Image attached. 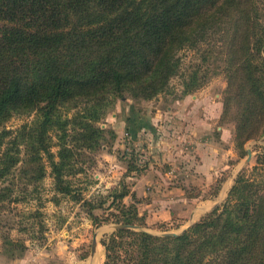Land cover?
Here are the masks:
<instances>
[{
    "label": "trees",
    "instance_id": "obj_1",
    "mask_svg": "<svg viewBox=\"0 0 264 264\" xmlns=\"http://www.w3.org/2000/svg\"><path fill=\"white\" fill-rule=\"evenodd\" d=\"M263 16L264 0H0V203L11 198L15 178L31 185L46 177L43 159L55 192L80 201L65 179L79 172L67 145L68 126L77 124L72 131L81 130L75 132L78 141L93 148L99 131L93 123L102 114L90 108L101 107L109 96L153 99L178 76V54L211 33L221 32L226 47L222 118L232 116L241 149L262 137ZM184 88L182 94L189 95L196 87L184 81ZM80 104L87 108L65 116ZM135 112L129 105L124 118L132 139H137ZM30 114V123L6 128L13 116ZM22 154L32 166L24 172L18 170ZM127 171L140 172L131 163ZM128 193L122 187L117 198ZM117 208L115 223L136 226V205L120 202ZM93 221L99 224L96 216ZM3 244L22 247L8 235ZM101 245L103 264H264V153L237 174L220 206L181 234L118 229Z\"/></svg>",
    "mask_w": 264,
    "mask_h": 264
},
{
    "label": "rangeland",
    "instance_id": "obj_2",
    "mask_svg": "<svg viewBox=\"0 0 264 264\" xmlns=\"http://www.w3.org/2000/svg\"><path fill=\"white\" fill-rule=\"evenodd\" d=\"M222 35L211 33L196 48L182 50L178 76L153 99L127 97L122 101L109 96L101 107L90 108L102 114L93 123L99 129L98 144L93 148L78 141L75 132L81 130L72 131L77 124L68 126L67 145L73 149L72 161L79 172L65 179L80 201L55 192L45 159L41 163L47 175L42 181L28 185L27 179L15 178L11 198L0 203V264H103L101 241L120 225L115 223L121 215L120 202L136 205L140 216L135 230L164 236L181 234L225 201L237 174L250 170L264 153V135L248 140L241 149L235 143L232 116L222 118L227 97ZM184 81L199 87L183 95ZM129 105L136 108L137 139L131 138L124 121ZM83 106L65 116L70 119L74 111L87 108ZM33 119L34 114L15 115L5 126L14 131ZM50 137L55 154L57 138L54 132ZM23 154L25 162L18 170L24 172L32 166ZM130 163L140 172L129 173ZM149 170L147 180H141L146 183L136 188ZM9 183L11 177L5 185ZM122 187L129 193L120 200L117 196ZM13 197L18 198L17 203ZM6 235L22 247L4 248Z\"/></svg>",
    "mask_w": 264,
    "mask_h": 264
},
{
    "label": "water",
    "instance_id": "obj_3",
    "mask_svg": "<svg viewBox=\"0 0 264 264\" xmlns=\"http://www.w3.org/2000/svg\"><path fill=\"white\" fill-rule=\"evenodd\" d=\"M248 156H250V153H248ZM137 228L138 227H136V226H128V225H122V224L117 225L115 227L116 230H118V229H132V230L134 229L135 230ZM176 235H178V234H176V233H169V234H164V237H173V236H176ZM95 247H96V237H94L93 238V241H92V254L95 251Z\"/></svg>",
    "mask_w": 264,
    "mask_h": 264
},
{
    "label": "crops",
    "instance_id": "obj_4",
    "mask_svg": "<svg viewBox=\"0 0 264 264\" xmlns=\"http://www.w3.org/2000/svg\"><path fill=\"white\" fill-rule=\"evenodd\" d=\"M149 173H150V170L148 171L147 174H143V175L141 176V178H140L139 181H138V184L136 185V188H137V186L140 187V186H142L143 184L146 183V182H144V181H143L144 183H142L141 180H147V176H149ZM136 194H137V193H136ZM135 196H136L137 198H139L138 195H135ZM139 205H140V204H139ZM137 213H138V216H140L138 211H137Z\"/></svg>",
    "mask_w": 264,
    "mask_h": 264
},
{
    "label": "bare ground",
    "instance_id": "obj_5",
    "mask_svg": "<svg viewBox=\"0 0 264 264\" xmlns=\"http://www.w3.org/2000/svg\"><path fill=\"white\" fill-rule=\"evenodd\" d=\"M98 259H99L98 257H97V260H96V258H95V262H96V263L98 262Z\"/></svg>",
    "mask_w": 264,
    "mask_h": 264
}]
</instances>
